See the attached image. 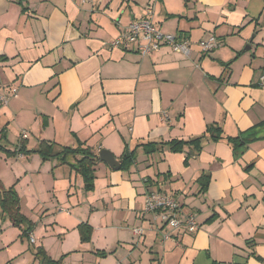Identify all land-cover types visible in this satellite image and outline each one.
Masks as SVG:
<instances>
[{
  "label": "crops",
  "instance_id": "1",
  "mask_svg": "<svg viewBox=\"0 0 264 264\" xmlns=\"http://www.w3.org/2000/svg\"><path fill=\"white\" fill-rule=\"evenodd\" d=\"M149 5L164 31L190 39L189 56L168 45L149 56L109 45ZM210 34L219 46L203 54L200 41ZM263 74L264 0H0V94L18 89L0 112H13L34 134L27 146L36 149V138L58 148L81 140L121 162L127 146L136 152L128 170L99 162L94 190L84 191L93 227L84 264H264V140L235 157L226 139L264 120ZM215 122L224 138L207 139L198 153L189 145L145 153L144 143L188 140ZM68 160L44 161L53 186L81 190L83 177L69 164L75 158ZM146 179L194 212L199 228L164 239L144 212ZM72 197L55 215L75 220L73 228L83 219ZM6 221L0 215V264H39L5 231ZM47 244L56 257L73 251L64 239L49 250ZM97 249L106 251L100 261Z\"/></svg>",
  "mask_w": 264,
  "mask_h": 264
},
{
  "label": "rangeland",
  "instance_id": "2",
  "mask_svg": "<svg viewBox=\"0 0 264 264\" xmlns=\"http://www.w3.org/2000/svg\"><path fill=\"white\" fill-rule=\"evenodd\" d=\"M26 120L29 121L28 118ZM23 128H26V126L16 122V116L13 112L12 115L7 114V112L4 113V109L0 112V143L3 146V149L0 150V179L6 188L11 187L12 185L15 186L20 198H22V212L34 222L33 234L35 237L33 234L27 237L20 235L22 234L20 227L14 225L8 218L5 219L7 220L5 231L11 229V232H13L14 235L16 234L14 240L17 238L19 242L25 244L28 253L31 252V249L35 252V249L40 246L44 247L46 250V247L44 246L45 243H48L49 250L54 246V242L57 240L61 242L64 239L65 244H68L69 247L71 246L73 251L70 252V254H65L59 257L55 256V251L50 252L52 257L55 259L62 258L63 264H70L72 261H80L81 264H84L85 262L91 261L88 259V254H91L89 252L90 241L82 242L83 246L78 247L76 246L78 242L75 243V241H73L75 238L73 237L78 236L81 239L80 225L87 222L91 210L86 199L87 193L92 190L87 191L84 188V185L82 184L84 183V179L79 182V184L83 186L81 190H77L78 188L75 186H73L71 190H68L67 188L65 191H62L60 188L55 189V186H53V175L48 171L47 165L44 162L46 160L43 159L42 154L31 146V148L29 146L21 148V143L24 141L26 142V138L23 137L22 134L23 132H26L28 136L30 135L35 139L34 134L31 133L29 129L23 130ZM36 140L37 142L41 141H39L38 138H36ZM60 149L61 147H56V150ZM70 158H72V156ZM97 173V175H100L99 170ZM30 195L33 196L30 197ZM70 197L79 199V203H77L76 206L80 207L79 215L80 218L83 219L77 222V225L73 228L68 226V224L73 225L75 220H68L69 223L67 221L65 222L62 217L60 218V216L55 215L58 211L57 208L60 201ZM36 204L38 207L35 208L34 206ZM47 214L49 216H47ZM3 229L4 227L2 228L0 226V234ZM2 237L6 240L11 238L9 234L2 235ZM32 238H34V241H32ZM35 238L37 240L36 243H34ZM82 243L79 241V244L82 245ZM94 251L97 253L99 250L97 249ZM97 254L100 256L95 260L100 261V257H103L101 255L104 254Z\"/></svg>",
  "mask_w": 264,
  "mask_h": 264
},
{
  "label": "trees",
  "instance_id": "3",
  "mask_svg": "<svg viewBox=\"0 0 264 264\" xmlns=\"http://www.w3.org/2000/svg\"><path fill=\"white\" fill-rule=\"evenodd\" d=\"M178 34L183 36L181 33ZM212 51L204 54L211 53ZM223 138L224 135H223L222 127L217 122H215L207 127V130L204 134L193 137L188 140L173 139L169 142H160V143L147 142L142 145L146 151L145 152L146 154L156 153L155 152L156 150L162 149L165 145H169L170 149L174 152H181L184 149L185 145H189L192 146L194 153H198L204 147V142L207 139L218 141ZM226 139L233 146L235 157H239L249 143L256 140H264V120L259 124L253 126L250 130L245 131L241 135L236 137L227 136ZM26 144L27 142L25 141L22 142L21 148H25L27 146ZM1 149H3V146L0 143V150ZM36 150L42 154L44 160L57 158L60 161V163H68L69 162L68 159L71 156L74 157L75 160L74 162L69 163L70 166L76 171V173L82 175L84 179V188L87 191L94 190L95 180L97 178L96 175L97 164L99 162H104V161L100 159L99 153L94 152L92 147L86 146L85 142L78 140V145L76 147L62 146L60 150H56V145L54 142L43 139L39 142ZM135 155H136L135 150L130 149V147L127 146L123 154L120 156L122 162L118 169L128 170L131 167V165H133L135 162ZM208 177H209L208 175L204 174L198 179L199 185L201 186L202 190H205L207 186ZM147 182L148 183L151 182L152 184L151 179H148ZM0 215L4 219L6 218L10 219L14 225L20 227V229L22 230V234H21L22 236L27 237L31 235V232L34 229L33 228L34 222L22 212L21 198L19 196V193L15 189L14 185H12L9 188H6L3 185L1 179H0ZM92 233H93V227L88 222L82 223L80 225V235L82 242L91 241ZM97 253L105 254L106 251L99 250L97 251ZM35 256L39 260V264H63L62 258L55 259L51 257L47 253L45 248L42 246L37 247V249H35Z\"/></svg>",
  "mask_w": 264,
  "mask_h": 264
},
{
  "label": "built area",
  "instance_id": "4",
  "mask_svg": "<svg viewBox=\"0 0 264 264\" xmlns=\"http://www.w3.org/2000/svg\"><path fill=\"white\" fill-rule=\"evenodd\" d=\"M153 14V5L147 6L145 15L123 27L120 34L109 45L123 50H133L143 56L152 55L163 46L168 45L174 51L189 56L191 54L189 39L178 33L164 31L155 23ZM200 46L203 54L214 50L219 46L217 36L209 35L200 42ZM261 80L264 81V74ZM17 96L18 89L16 87L9 88L8 91L0 94V107L8 105L10 100ZM22 134L23 137H28L26 132ZM147 181L148 179L145 180V182ZM147 184L149 183L147 182ZM151 186L147 187L144 194V212L152 215L154 224L163 229L164 239L176 236L175 233L181 230L195 232L199 228L196 214L185 211L182 203L174 194ZM134 232L140 235L143 230L136 228Z\"/></svg>",
  "mask_w": 264,
  "mask_h": 264
},
{
  "label": "water",
  "instance_id": "5",
  "mask_svg": "<svg viewBox=\"0 0 264 264\" xmlns=\"http://www.w3.org/2000/svg\"><path fill=\"white\" fill-rule=\"evenodd\" d=\"M100 159L105 161L110 167L118 168L121 165V161L118 160L115 155L108 149H102L99 152Z\"/></svg>",
  "mask_w": 264,
  "mask_h": 264
}]
</instances>
